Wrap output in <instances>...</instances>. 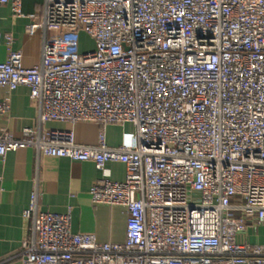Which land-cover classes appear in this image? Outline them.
I'll list each match as a JSON object with an SVG mask.
<instances>
[{
    "label": "built area",
    "instance_id": "obj_1",
    "mask_svg": "<svg viewBox=\"0 0 264 264\" xmlns=\"http://www.w3.org/2000/svg\"><path fill=\"white\" fill-rule=\"evenodd\" d=\"M27 32H85L95 49L58 64L26 66L20 51L0 62V87L30 90L38 126L0 136V156L31 148L37 158L93 162L95 205L127 210L122 243L74 233L71 212L39 207L36 180L23 218L22 264H264V244L239 242L249 220L264 222V0H42ZM11 34L0 32V45ZM46 49V44H45ZM8 100L0 114L9 112ZM49 121L100 126L95 145ZM135 126L111 147L106 127ZM126 167L123 181L106 165ZM238 214V215H236Z\"/></svg>",
    "mask_w": 264,
    "mask_h": 264
},
{
    "label": "crops",
    "instance_id": "obj_2",
    "mask_svg": "<svg viewBox=\"0 0 264 264\" xmlns=\"http://www.w3.org/2000/svg\"><path fill=\"white\" fill-rule=\"evenodd\" d=\"M42 0H23L25 14L43 12ZM29 19L17 17L10 4L0 12V32L11 34L14 43L8 47L0 45V62L7 60L10 50L20 51L26 66L39 64L45 55L49 63H62L70 53L79 54L95 49L94 40L81 31L65 34L57 27L38 29L34 34L27 32ZM46 44V49H45ZM8 100L9 112L0 114V136L8 133L19 138L24 128L38 126L39 106L30 100V90L20 86L14 91L0 87V102ZM46 129L67 130L75 133V141L81 145H95L100 126L93 122L49 121ZM131 123L106 127V142L111 147L129 144L135 135ZM107 177L113 181H123L126 167L120 162L106 165ZM103 177L93 162L74 161L56 156L37 158L31 148L9 151L0 156V264H22L24 240L32 236L31 220L23 218L28 207L35 181L41 190L39 207L52 213L71 212V228L74 233L94 234L100 242L122 243L126 238L128 214L121 206L95 205L91 198V187ZM238 215V214H236ZM239 242L264 244V222L257 224L249 220L237 234Z\"/></svg>",
    "mask_w": 264,
    "mask_h": 264
}]
</instances>
